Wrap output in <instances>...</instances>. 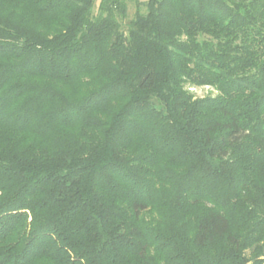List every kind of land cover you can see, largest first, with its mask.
Here are the masks:
<instances>
[{
    "label": "trees",
    "instance_id": "trees-1",
    "mask_svg": "<svg viewBox=\"0 0 264 264\" xmlns=\"http://www.w3.org/2000/svg\"><path fill=\"white\" fill-rule=\"evenodd\" d=\"M140 3L0 0V264H264V0Z\"/></svg>",
    "mask_w": 264,
    "mask_h": 264
},
{
    "label": "rangeland",
    "instance_id": "rangeland-1",
    "mask_svg": "<svg viewBox=\"0 0 264 264\" xmlns=\"http://www.w3.org/2000/svg\"><path fill=\"white\" fill-rule=\"evenodd\" d=\"M139 1L140 2H146L147 0H125V2L128 5V19L129 20L135 16L137 8L140 7V10L142 12H145V10H146L145 6L142 5ZM99 2H100V0H96L94 12H97V7H98ZM190 90L196 95V97H204V96H207L211 93L216 94V92L210 87L191 88ZM250 264H252V262H250Z\"/></svg>",
    "mask_w": 264,
    "mask_h": 264
}]
</instances>
